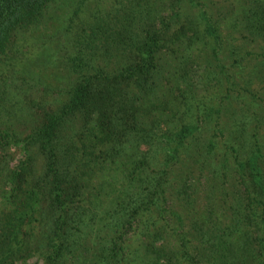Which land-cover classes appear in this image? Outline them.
<instances>
[{
    "label": "trees",
    "instance_id": "1",
    "mask_svg": "<svg viewBox=\"0 0 264 264\" xmlns=\"http://www.w3.org/2000/svg\"><path fill=\"white\" fill-rule=\"evenodd\" d=\"M84 3L0 0V68L45 15L78 21L50 104L17 71L8 98L0 70V264H264V134L242 155L192 105L207 50L211 68H250L225 90L264 109V0L216 17L203 0H108L79 18Z\"/></svg>",
    "mask_w": 264,
    "mask_h": 264
},
{
    "label": "rangeland",
    "instance_id": "2",
    "mask_svg": "<svg viewBox=\"0 0 264 264\" xmlns=\"http://www.w3.org/2000/svg\"><path fill=\"white\" fill-rule=\"evenodd\" d=\"M84 2L85 8H82L83 13H79V18H81L82 15H89L90 9L94 5H100L102 3L105 5L108 0H84ZM203 2L204 9L212 13L214 17H216L215 15H217V11L220 12L225 8L223 7V3H220V0H203ZM201 5L202 4L200 3L198 8H201ZM64 10L63 13H69L71 9L70 7H67L64 8ZM226 20V18L224 20H219L223 30ZM77 22L76 19L70 20L68 17L65 18L61 14L57 21L53 16L47 17V15H45L27 34H24L21 38L18 37L16 41L18 47L17 54H15L13 59H10L9 62L6 63V66L0 68L3 73H6L5 81L12 82V85H10V83L5 85L8 98H11L12 96L14 97L15 88L19 85V77L15 75L16 71L20 74L19 76L23 77V93L28 98L30 97L31 99L36 100L38 104L43 105L50 104L58 97L57 88L59 89L65 80H62L61 77L59 79L57 76L63 77V73L65 72V68L63 67V60L65 58L62 57L63 54L69 50L71 45L69 41L70 33L73 31ZM68 25H70V29H68ZM229 39L230 38H228V40ZM234 42L236 41L232 40V43ZM229 43L231 44L230 40ZM206 53L209 54L207 50H200L198 51V55H193V58L194 60H196V58L199 59L198 63L200 66H205L211 69L208 72H210L209 74L213 77L211 79L204 77V79L198 84L199 86L193 90L192 96L194 97V102L192 105H201L202 109L209 105L212 109L216 110L217 113H214L213 118H216L217 123L219 121L220 126L223 124V131L221 132L223 138L228 139L230 142H232L231 140H235L232 142L233 145H231V143L227 144H230L235 149H239V152L244 155L249 151L251 146V131L253 126H256L259 133L264 134V109H258L255 105L258 102L251 97L243 95L242 98H236L235 96H232L234 93L231 94L230 91L226 92L225 87L230 81L235 82L236 85L241 84L250 68L246 65L243 67V70H240V68H234L232 70L224 67L211 68L212 65L208 66L210 64H206L204 61L207 59ZM216 58L219 61V64L224 63L226 67L227 56L226 54L224 55V51L220 52ZM12 60L14 64L10 66ZM213 63H215V61ZM23 71H28L29 73L26 72L24 74ZM206 71L203 70V75ZM35 72L40 73L39 80L36 82L32 80L33 76H31V73ZM228 73H231L234 78L226 79L225 77L228 76ZM13 76L14 79L11 80ZM219 79L221 80V83H217ZM26 80L28 82H26ZM251 85L254 88H258L260 84L257 80H253ZM11 87H13V89ZM224 94L232 97L228 99L227 97H224ZM192 111L194 112L195 108H193ZM210 129L209 125H205L201 131L202 135L206 136L207 133H211ZM214 129L216 134L215 138L218 139V137H222L220 133L216 131L215 125ZM224 148L226 150L228 149L227 146ZM229 150L231 152L230 147ZM39 162V159L36 160V163ZM37 166H39V164ZM127 240L128 241L125 242L126 245L129 246V244H133L132 236L130 238L128 237Z\"/></svg>",
    "mask_w": 264,
    "mask_h": 264
}]
</instances>
